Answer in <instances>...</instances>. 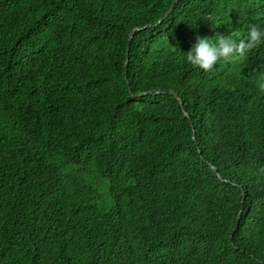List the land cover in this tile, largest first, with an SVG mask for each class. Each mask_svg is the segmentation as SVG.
Returning a JSON list of instances; mask_svg holds the SVG:
<instances>
[{"label": "trees", "instance_id": "obj_1", "mask_svg": "<svg viewBox=\"0 0 264 264\" xmlns=\"http://www.w3.org/2000/svg\"><path fill=\"white\" fill-rule=\"evenodd\" d=\"M251 24L264 0H0V264H264V45L186 61Z\"/></svg>", "mask_w": 264, "mask_h": 264}, {"label": "clouds", "instance_id": "obj_2", "mask_svg": "<svg viewBox=\"0 0 264 264\" xmlns=\"http://www.w3.org/2000/svg\"><path fill=\"white\" fill-rule=\"evenodd\" d=\"M264 45V27L251 24L246 36L216 35L215 39L199 36L186 52V61L204 72H211L220 62H233L247 58L249 53ZM264 89V84H261Z\"/></svg>", "mask_w": 264, "mask_h": 264}, {"label": "water", "instance_id": "obj_3", "mask_svg": "<svg viewBox=\"0 0 264 264\" xmlns=\"http://www.w3.org/2000/svg\"><path fill=\"white\" fill-rule=\"evenodd\" d=\"M176 2H177V0H176ZM169 14V12L165 15V17L167 16ZM162 21V20H161ZM133 33V32H132ZM214 171H215V169H214Z\"/></svg>", "mask_w": 264, "mask_h": 264}]
</instances>
